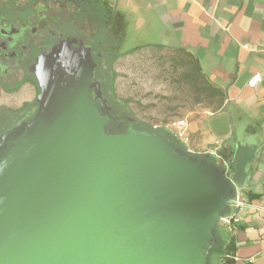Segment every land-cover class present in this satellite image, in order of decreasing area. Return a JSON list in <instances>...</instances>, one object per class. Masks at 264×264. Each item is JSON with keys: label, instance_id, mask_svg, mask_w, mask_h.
Segmentation results:
<instances>
[{"label": "water", "instance_id": "95a60500", "mask_svg": "<svg viewBox=\"0 0 264 264\" xmlns=\"http://www.w3.org/2000/svg\"><path fill=\"white\" fill-rule=\"evenodd\" d=\"M94 54L68 37L33 68L39 108L0 145V264H209L235 201L229 164L108 128Z\"/></svg>", "mask_w": 264, "mask_h": 264}, {"label": "crops", "instance_id": "0c3cea01", "mask_svg": "<svg viewBox=\"0 0 264 264\" xmlns=\"http://www.w3.org/2000/svg\"><path fill=\"white\" fill-rule=\"evenodd\" d=\"M97 1L140 34L139 47L188 52L224 92L221 102L210 97L180 118L188 121L191 148L229 164L235 200L244 202L229 208L238 220L221 233L232 249L216 256L218 264H264V0Z\"/></svg>", "mask_w": 264, "mask_h": 264}, {"label": "flooded vegetation", "instance_id": "af4514ba", "mask_svg": "<svg viewBox=\"0 0 264 264\" xmlns=\"http://www.w3.org/2000/svg\"><path fill=\"white\" fill-rule=\"evenodd\" d=\"M113 19L110 6L97 0H0V145L6 133L29 122L39 108L40 87L33 70L38 58L68 37L83 39L95 51V78L102 80L104 94L114 107L109 116H117L107 127L114 132L139 129L137 120L118 110L106 90V75L122 34ZM78 47L71 43L72 49ZM95 103L99 107L100 100Z\"/></svg>", "mask_w": 264, "mask_h": 264}, {"label": "rangeland", "instance_id": "374dc122", "mask_svg": "<svg viewBox=\"0 0 264 264\" xmlns=\"http://www.w3.org/2000/svg\"><path fill=\"white\" fill-rule=\"evenodd\" d=\"M112 14L116 30L122 34L119 52L111 60L106 75V90L118 110L135 118L139 127H148L180 118L200 105L207 106V97L193 87L188 76L191 64L186 52L158 46L139 47L143 45L140 34L128 31L126 21L113 10ZM224 229L221 223L217 229L220 236ZM217 260L214 256L212 263L218 264Z\"/></svg>", "mask_w": 264, "mask_h": 264}, {"label": "trees", "instance_id": "16d2710c", "mask_svg": "<svg viewBox=\"0 0 264 264\" xmlns=\"http://www.w3.org/2000/svg\"><path fill=\"white\" fill-rule=\"evenodd\" d=\"M186 53L190 57L189 63L191 64V72H190L191 74H189L188 76L191 78V82L193 84V87L196 90H198L199 92H203L204 95L207 97V99L212 97V98H216L218 100V102L219 101L221 102L224 98V92L221 89L217 88L216 86H214L210 83V81L202 73L200 65L198 64L196 59H194L193 56L191 54H189L188 52H186ZM197 101L202 102V99L198 98ZM153 125H154V123L152 125L148 124V127H141V126L139 127L138 126V128L141 130L148 131V132H154V131L165 132L178 145L186 148L184 146V144H182L173 134L168 132L165 128H161V130L160 129H154ZM115 132H120V131H115ZM195 156H198V155L195 154ZM203 156L210 158L214 162V160L209 155H203ZM231 249H232L231 246H229V244H225L224 239L219 234H217L216 243H215L214 247L211 249L210 257L217 256V255L226 256V255L230 254ZM231 263H232V260L230 258H228L226 260L225 264H231ZM209 264H212L211 259L209 261Z\"/></svg>", "mask_w": 264, "mask_h": 264}, {"label": "built area", "instance_id": "2783aa9c", "mask_svg": "<svg viewBox=\"0 0 264 264\" xmlns=\"http://www.w3.org/2000/svg\"><path fill=\"white\" fill-rule=\"evenodd\" d=\"M260 80V74H255L254 76H252V78H250V80L248 81V84L252 87H254ZM153 127L155 129L157 128H162L164 127L165 129L171 130L173 132V135L182 143L184 144V146L190 150L191 152L194 153H198L196 152L193 148H191L190 145V138H189V134H188V121L186 118H176L174 120H170L164 124H154ZM203 154H207L206 152H203ZM234 205L237 207H241L244 205V202H242L241 200H235L234 201ZM238 218L235 217V215H229L227 216L224 221L223 224L224 225H232L233 222L237 221ZM262 233L264 234V227L262 229Z\"/></svg>", "mask_w": 264, "mask_h": 264}]
</instances>
